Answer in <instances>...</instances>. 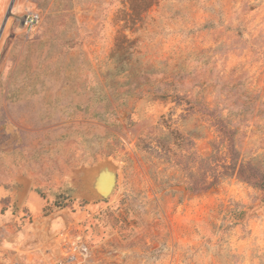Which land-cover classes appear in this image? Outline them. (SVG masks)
I'll return each instance as SVG.
<instances>
[{
  "label": "rangeland",
  "instance_id": "1",
  "mask_svg": "<svg viewBox=\"0 0 264 264\" xmlns=\"http://www.w3.org/2000/svg\"><path fill=\"white\" fill-rule=\"evenodd\" d=\"M0 32V264H264V191L187 187L210 109L264 156V0H0Z\"/></svg>",
  "mask_w": 264,
  "mask_h": 264
},
{
  "label": "trees",
  "instance_id": "2",
  "mask_svg": "<svg viewBox=\"0 0 264 264\" xmlns=\"http://www.w3.org/2000/svg\"><path fill=\"white\" fill-rule=\"evenodd\" d=\"M139 1L144 10L148 8L154 0H135ZM209 119L205 126L206 131L212 130L215 136L211 139L210 152L202 157L203 172L206 177H210L209 181L204 179L199 181L195 177L192 169L189 172L188 190L192 192L204 191L213 185H216L222 178L235 176L239 180L249 183L264 191V156L242 153L238 143L239 129L235 125H230L223 120V116L210 109L207 113ZM163 126L164 125H160ZM169 128V127H166ZM168 131L162 135L158 147L166 152L170 145L171 135L178 137L179 132L176 129H167ZM187 135L192 139L198 138L196 131L189 130ZM223 149V153H220Z\"/></svg>",
  "mask_w": 264,
  "mask_h": 264
},
{
  "label": "crops",
  "instance_id": "3",
  "mask_svg": "<svg viewBox=\"0 0 264 264\" xmlns=\"http://www.w3.org/2000/svg\"><path fill=\"white\" fill-rule=\"evenodd\" d=\"M111 173L107 174L106 178H108V183L105 184H101L98 186V177H94V178H89L88 182H87V186L92 188V190L98 194L101 193V195H99L100 197H103V195L108 191V189H111L112 187V183H113V179L110 182L111 179V175L113 174V170L110 169ZM113 177V176H112ZM110 182V183H109ZM103 185V186H102ZM7 194H9L11 197L14 194V191H11L10 193H8L7 190H5L3 187H0V198L3 196H6ZM25 207L28 209V211L32 212V213H37L42 209V203L38 200L37 195L35 194L34 191L29 190L27 192V195L25 197L24 203ZM26 239V238H24ZM26 243V242H25ZM21 244L20 242H15V246L13 247L14 249H16V253L13 255V257H15L16 261H21V262H25V261H29V257L28 254H30V249L31 246H28L27 243L26 244ZM22 252V253H21Z\"/></svg>",
  "mask_w": 264,
  "mask_h": 264
},
{
  "label": "built area",
  "instance_id": "4",
  "mask_svg": "<svg viewBox=\"0 0 264 264\" xmlns=\"http://www.w3.org/2000/svg\"><path fill=\"white\" fill-rule=\"evenodd\" d=\"M39 21H40V13L37 11H30L23 18L24 30L28 33L34 31ZM1 35L2 33L0 32V42H1ZM73 248L79 253L80 258L82 259L89 255L88 249L84 244L76 243ZM69 260H70V257H68V261Z\"/></svg>",
  "mask_w": 264,
  "mask_h": 264
},
{
  "label": "water",
  "instance_id": "5",
  "mask_svg": "<svg viewBox=\"0 0 264 264\" xmlns=\"http://www.w3.org/2000/svg\"><path fill=\"white\" fill-rule=\"evenodd\" d=\"M98 168H99V167H98ZM98 168H97V169H98ZM112 176H113V177H112ZM112 178H115V175H114V173L111 175L110 182H111ZM110 182H109V183H110ZM97 195L99 196V194H97Z\"/></svg>",
  "mask_w": 264,
  "mask_h": 264
}]
</instances>
